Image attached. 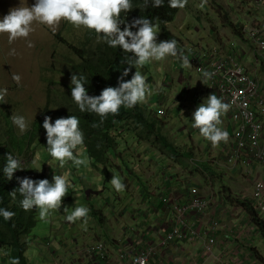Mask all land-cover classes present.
I'll list each match as a JSON object with an SVG mask.
<instances>
[{
	"label": "rangeland",
	"instance_id": "rangeland-1",
	"mask_svg": "<svg viewBox=\"0 0 264 264\" xmlns=\"http://www.w3.org/2000/svg\"><path fill=\"white\" fill-rule=\"evenodd\" d=\"M34 3L35 0H28L29 6ZM201 3L202 0H187L176 21L167 25L175 36L174 39L177 40L178 46L185 51L188 58L190 50L193 49L195 52L209 53L218 58L235 54L245 66L248 64V67L253 59L256 61L260 60L256 54L255 47L246 39L242 28L257 16V13L253 10V0H204L203 6H201ZM19 4L20 0H0V18L11 7L19 6ZM230 23H233L239 32L236 33ZM156 31L157 42L167 40L161 27H156ZM56 32H61V35L74 44H81L83 40H89L88 33L90 30L83 27H74L63 20L56 26L54 32L48 26L36 25L35 31L26 38L32 41V47L27 46L25 38H19L9 44L7 34H0V88L7 89L6 95L0 99V146H2L3 142L10 144L12 150L18 155L17 158L24 162V167L27 170L25 176L33 179L48 178L51 180L54 173L60 174L64 172L67 173V179L72 184L66 196L62 198L61 208L51 210L49 216L44 220H41L37 213V225L32 229L30 235L25 238L27 241L29 240L26 255L33 264H43L45 262L40 256L47 251L43 248L39 250L40 245L38 244L46 245L52 250L47 255V260H49L47 264H62L61 262L66 260L65 254L55 258L52 254L55 249L52 242L55 243L61 240L62 235L60 236L57 231L61 230L60 224L63 226L69 224L65 216L70 214L73 207L85 205L89 208L86 227L90 226L94 221L100 223L102 215L112 218L115 211H117L116 214L118 215V211L121 208H125L122 205L119 194L122 197H127L126 188L129 189L128 185L135 181V179H132L131 171L134 169L133 165L136 166V164L134 162L133 165H130L131 163L128 161L131 155L130 151L142 148L138 142V140H142V136L141 138L138 137L135 132L127 134L125 139L120 142L117 151H113L110 154L109 159L113 160L114 164H108L103 167L104 176L102 178L95 177L96 174L89 168L93 161L84 144L79 147L81 148V156L87 159V164H81L79 168L71 161L66 162L64 167L61 168L58 161L53 160L49 156L46 150L45 131L43 133L40 132V135L36 134L34 124L38 116L45 112L51 79L56 81L54 87L59 86V83L63 81L70 82V79L66 78L60 70V67L64 70L63 66L70 54L69 47L59 39ZM12 49H15V54H12ZM175 60L177 59L174 57H166L161 61L149 62L139 69L141 73L144 67L148 68V70L151 69L150 72L156 80L155 84H151L154 99L150 100L148 96L142 104L150 108L146 113L150 120L156 124L161 137L193 155L191 161L195 164L197 170L192 174H188L192 178L185 184L184 192L187 191L188 193L190 189L192 191L194 188L199 189L200 196L205 199L208 198L211 202V207L206 217L212 220L214 216H209V213L213 207L216 206V213L219 216L227 206L222 198H220V201L223 202L222 204L218 201L221 190L227 195L229 193L225 190L227 189L226 183H237L243 186V189H241L242 200L250 202L256 182L264 179V164L262 165L258 162L246 164L242 160L235 166L229 163L228 158L234 151V127L231 123L229 112L225 115L228 120L221 125L229 133V141L227 143L222 142L219 146L213 147L209 141L208 143L202 142L201 147L200 145L196 147L200 151L197 153L196 150H192L193 153H191L188 148H193L192 142L186 138L183 141L178 138L182 131L181 117L184 113V109L180 105L175 104L176 97H174V94H176L178 87L175 86L170 91L173 95L170 94L169 89H167L165 94L161 92L162 88L166 90L164 87L167 85V78L173 79V73L177 69ZM182 69L187 79H199L201 76L192 65ZM255 69L261 72L260 76H257V70L253 71L252 74L260 78L264 84V64L262 61H259V66ZM13 74L20 75L19 84L12 79ZM165 80V86H163ZM176 85H178V82H176ZM162 109L166 110V112L168 111L171 126H163L168 114L162 116ZM12 114L25 115L31 121L29 130L21 134L10 119ZM144 135L149 136L151 134H149V131H145ZM153 139L154 141L151 143L153 149H167L169 147L163 142L161 144L164 147L157 144L158 135L154 136ZM185 145L188 147H185ZM172 149L170 147V152ZM176 157V159L172 160L174 164L181 163L182 158L180 155ZM33 158H37L40 171L35 170V165L32 164ZM160 159L163 160V157ZM163 167L166 168L167 164L163 163ZM237 170H240L237 174L239 179L235 181L233 174ZM113 174L120 176L126 185L123 192L118 193L113 189L110 183ZM178 175L180 176V174ZM231 194L233 195L229 193L230 197L236 199L234 193L231 192ZM110 198L112 205L108 202ZM163 198L161 197L159 203L156 204L157 209L165 207V204H162ZM179 200L182 201L181 199ZM187 203L185 202L184 204ZM65 206H68L67 211H64ZM240 206L242 205L239 203L237 205L233 204L231 208H227L224 212L241 215L243 210L239 209ZM219 208H221L220 211H218ZM130 212L134 213L135 211L131 210ZM219 218L221 220L220 216ZM53 222H55V225H53ZM222 222L225 223L226 221L223 219ZM73 224H75L76 229L71 227L67 231V234L71 235L70 240L77 238L75 234H78V230L84 228L80 221ZM130 225L135 227L138 224L136 221L131 220ZM169 225L171 226V223ZM103 227L106 233L103 239L107 240L109 239L107 236L108 231H111L110 223L103 225ZM78 239L82 240L83 238L79 236ZM87 239H90V236ZM66 241L65 239V245H67ZM159 245L160 243L155 246L159 247ZM160 251L162 249L159 248L158 252Z\"/></svg>",
	"mask_w": 264,
	"mask_h": 264
},
{
	"label": "clouds",
	"instance_id": "clouds-1",
	"mask_svg": "<svg viewBox=\"0 0 264 264\" xmlns=\"http://www.w3.org/2000/svg\"><path fill=\"white\" fill-rule=\"evenodd\" d=\"M186 2L187 0H167L168 6L172 8H184ZM203 2L204 0L201 6ZM149 3L153 7H159L163 5L164 0H144L145 6ZM132 8L133 0H35L31 6L28 0H20L19 6L11 7L0 18V34H7L9 44L19 38H25L27 46L32 47V41L26 38L35 31L36 25L48 26L54 32L56 26L63 20L74 27H83L95 32L97 42L103 41L111 48L122 49L126 54L124 61L136 69L131 79H125L130 68H124L117 78L116 86H106L99 95H89L85 87L87 77L83 73L74 72L70 76L69 88L73 103L80 112L95 113L103 121L109 114H118L122 106L128 109L134 108L151 95L152 90L145 75L138 70L145 64L174 57L185 68L192 65L185 51L178 46L176 39L157 42L156 25L149 18L141 16L130 23L126 22L124 17ZM121 13L125 15L122 16ZM122 24L123 28H121ZM11 52L15 54V49ZM214 75L213 71L203 69L200 81L206 84ZM12 79L19 84L21 77L13 74ZM6 93V88H0V99ZM231 107L232 102H225L222 96L210 93L192 112L191 127L198 129L199 135L209 141L213 147L219 146L222 142L227 143L229 133L221 126V118ZM10 119L21 134L29 130L31 121L25 115L12 114ZM79 125L80 120L76 115L60 116L54 120L51 116H44L42 127L45 130L46 150L53 160L58 161L61 168L68 161L77 168L81 164H87V159L81 156L79 147L84 144V134ZM95 126L93 124V127ZM17 156L9 153L6 157L2 171L9 180L17 170L25 169L24 162ZM32 164L35 165V170H41L37 158L32 159ZM16 179L19 187L10 195L15 198L18 192L22 197L19 201L20 206L25 211L35 208L41 220L46 219L51 210L61 208L62 198L72 187L71 181L67 179V173L64 172L54 173L51 180L33 179L28 176L16 177ZM110 183L118 193L125 190L126 185L120 176L113 174ZM67 209L68 206H65L64 211ZM88 213L87 206L78 205L72 208L65 219L69 223L80 221L86 229ZM14 215V212L0 207V217L3 220L8 221ZM9 264H19V258L9 257ZM139 264H144L143 259Z\"/></svg>",
	"mask_w": 264,
	"mask_h": 264
},
{
	"label": "crops",
	"instance_id": "crops-1",
	"mask_svg": "<svg viewBox=\"0 0 264 264\" xmlns=\"http://www.w3.org/2000/svg\"><path fill=\"white\" fill-rule=\"evenodd\" d=\"M253 9L256 8L253 6ZM263 13L259 12V15L264 16ZM259 61L261 62V60ZM259 61L253 59L249 67L247 64V69L249 68L251 73L257 70L255 68L259 66ZM175 63L177 69L176 72L173 73V79L170 80L167 78L168 82L166 86V80L164 81L163 86H165L164 88L166 90L162 88L161 92L165 94L167 89H169L168 91L170 92L175 86L178 87L176 89V94H174V97H176L175 104L180 105L184 109L183 116L181 117L182 131L178 138L181 141L185 140V138L190 140L193 144V148L188 149L191 153H193L192 150H196L198 153L200 149L196 147H198V145L201 147L202 142L208 143V141L199 135L198 129L191 127V114L198 104L202 102V99L207 97L210 92L208 91L207 83L204 84L200 81L201 76L199 79H187L184 71H182L183 66H180L181 63L178 60H175ZM150 71L151 69L148 70L145 68L142 74L145 75L146 81L153 91L151 84H155L156 80ZM260 73L259 70L256 71L257 76H260ZM176 82H178V85H176ZM170 94L173 95L171 92ZM149 99H154L152 92ZM162 100L164 99L162 98ZM140 104L145 111L150 110L148 106L142 103ZM167 114L163 126L171 124L168 111ZM221 119L222 123H226L228 120L225 115L222 116ZM152 123L154 122L152 121ZM157 133L159 134L158 129ZM156 135L157 134H154V136ZM154 136L149 135L146 136L147 140H138L142 148L130 151L131 155L128 161L131 163L130 165H133L134 162L136 164V166L133 165L134 169L131 171L132 179H135V181L128 185L129 189L126 188L128 192L127 197H122L119 194L122 205H124L125 208H121L118 211V215L116 214L117 211H115L112 218L102 215L100 223L94 221L90 226L88 225L86 229L84 227L78 230V234H75L77 238L72 240L69 239L71 235L67 234V231L71 227L76 229L75 224L69 223L65 226L60 224L61 230L57 231V233H59L60 236L62 235V237L60 241L53 242V247H55V249L52 254L55 258L65 254L66 260H64V262L62 261V264H91L85 253V248L88 245L98 242H105L110 247L112 257L110 258L111 264H121L118 259V253L121 247L128 244L138 245L143 248L156 247L155 245L161 242L167 234V231H170L172 225L177 223L172 204L169 206L165 205L167 208L162 207L161 209H157L156 204L159 203L161 197H170L174 202L180 201L179 199L183 201H180L182 203L189 202L191 199V189L188 193L187 191L184 192L186 187L185 184L192 178V176L188 174L194 173L197 167L191 161L193 155L178 147L176 144L177 149H172L171 147V152L169 150L170 147L167 149H153L151 143L154 141ZM161 142L164 143V140L160 136L157 144L164 147ZM186 146L187 145H185V147ZM177 155H180L182 162L174 164L172 160L176 159ZM162 157L164 161L160 159ZM163 163L167 164L166 168L163 167ZM110 164H114L113 160H111ZM104 166L105 165L94 167L92 163L89 168L94 171L96 174L95 177L102 178L104 176ZM239 171L240 170H237L233 174L235 181L239 179L237 175ZM178 174H180V176ZM225 186L228 187L230 192L234 193L236 197L243 199V195L241 194L243 186L237 183H226ZM220 194L218 201L221 204L225 202V205H227L219 214L221 220L216 213V206L213 207L212 211L209 213V216H214L212 220L206 217L207 215L193 213L189 218L197 221V226L199 225V229L201 230V237L194 243L175 242L167 248H162V251L158 252L156 257L153 258L152 264H220L222 261H229L236 264H264V261L261 259L262 257L264 258V236L262 235V231L253 223L251 215L243 206L239 207V209L243 210L241 215L224 212L227 208H231L233 204L237 205V203L233 197H230V195H227L224 191L221 190ZM220 198L223 199V202L220 201ZM249 201L251 202L252 200ZM108 202L112 205L111 198ZM131 210L135 212L132 213L130 212ZM220 210L221 208L218 209V211ZM223 219L226 221L225 223L222 222ZM131 220L136 221L138 225L132 227L130 225ZM214 221H218L220 226L215 232H212L210 229ZM108 223H110L111 231H108L109 233L107 236L109 239L105 240L103 237L106 236V233L103 225ZM170 223L171 226L169 225ZM53 225H55V222H53ZM99 229L101 230L99 231ZM213 233H215L217 237L218 244L215 252L209 254L204 250V243ZM79 236L83 239H78ZM88 236H90V239H87ZM65 239L67 240V245L64 244ZM38 245H40L39 250L43 248L47 251L40 256L45 260L43 264H47L49 262V260H47V255L52 250L46 245Z\"/></svg>",
	"mask_w": 264,
	"mask_h": 264
},
{
	"label": "trees",
	"instance_id": "trees-1",
	"mask_svg": "<svg viewBox=\"0 0 264 264\" xmlns=\"http://www.w3.org/2000/svg\"><path fill=\"white\" fill-rule=\"evenodd\" d=\"M182 8H172L168 6L167 0L163 5L153 7L151 3L144 5V0H133V8L128 11L124 19L130 23L133 19L145 16L149 18L156 27H161L165 38L174 39V35L168 29V24L176 21ZM121 15H125L121 13ZM230 26L237 33L238 28L230 23ZM124 25H121L123 28ZM135 31V29H133ZM61 32L56 35L62 42L69 47V56L63 69L60 70L66 78L70 79L71 74L83 73L87 77L89 95H99L100 91L106 86H116L117 78L121 75L124 68H130L128 76L125 79H131L136 71L134 66L128 65L124 59L126 54L122 49L111 48L103 41H96V34L93 31L88 33L89 40L82 41L81 44H74L66 39ZM131 55V53H129ZM139 70V69H138ZM56 81L51 79L48 87V103L43 114L38 116L34 124V131L40 135L45 131L42 122L45 115L51 116L53 120L60 116L76 115L80 120V128L84 134V145L86 146L94 167L108 165L113 151H117L120 142L127 134L136 133L142 140H147L145 131L154 136L157 134L156 124L152 123L147 113L138 103L134 108L128 109L123 106L118 114H109L103 121L95 113L80 112L71 99L69 81L59 83L54 87ZM93 124L96 126L93 127ZM143 132V133H142ZM164 143L177 149L170 141L163 139ZM9 153L13 156L16 153L12 150L8 142H3L0 146V207H4L15 215L8 221L0 217V264H9V257H18L19 264H32L26 251L28 241L26 236L30 235L32 229L37 225L38 211L33 208L25 211L19 201L22 199L17 192L15 198L10 193L19 187L16 177H24L27 173L25 169L17 170L13 178L9 180L2 169L6 164V157ZM225 189L231 194L228 187ZM228 193V195H229ZM236 203L241 204L251 215L253 223L262 231L264 236V220L256 212L251 202L236 197ZM264 261V258H261Z\"/></svg>",
	"mask_w": 264,
	"mask_h": 264
},
{
	"label": "built area",
	"instance_id": "built-area-1",
	"mask_svg": "<svg viewBox=\"0 0 264 264\" xmlns=\"http://www.w3.org/2000/svg\"><path fill=\"white\" fill-rule=\"evenodd\" d=\"M253 4L256 8L253 10L257 16L242 28L246 39L253 44L256 54L264 64V16L259 15V12L264 11V0H253ZM189 60L200 75L203 69L215 73L207 81L210 93L222 96L225 102H232L228 112L234 127V151L228 158L229 163L235 166L242 160L246 164L258 162L263 165L264 84L262 80L254 76L235 54L218 58L209 53H198L191 49ZM161 115L166 116V111L161 110ZM251 200L254 209L264 220V179L256 182ZM163 203L168 206L172 204L177 223H174L170 231H167L159 247L143 248L138 245L121 247L119 249L121 264H139L141 259L144 264H152L159 248H167L175 242L194 243L201 237L197 221L189 217L193 213L207 215L211 204L200 196L199 189H192L191 199L187 204L174 202L170 197H164ZM219 226V222L214 221L210 230L215 232ZM48 244L50 245V242ZM217 244V237L213 233L204 243L205 252L209 254L215 252ZM85 253L91 264H111V250L105 242L88 245ZM220 264L236 263L222 261Z\"/></svg>",
	"mask_w": 264,
	"mask_h": 264
},
{
	"label": "bare ground",
	"instance_id": "bare-ground-1",
	"mask_svg": "<svg viewBox=\"0 0 264 264\" xmlns=\"http://www.w3.org/2000/svg\"><path fill=\"white\" fill-rule=\"evenodd\" d=\"M28 241H29V240H28ZM52 243H53V242H52ZM118 254H119V253H118ZM112 256H113V254H112ZM111 258H112V257H111ZM118 259H119V258H118ZM118 259H117V260H118ZM57 261H58V260H57ZM113 262H114V261H113ZM61 263H62V262H61Z\"/></svg>",
	"mask_w": 264,
	"mask_h": 264
}]
</instances>
